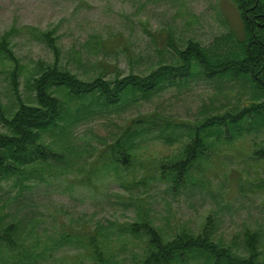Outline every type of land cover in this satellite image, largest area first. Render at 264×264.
I'll use <instances>...</instances> for the list:
<instances>
[{
  "label": "rangeland",
  "instance_id": "374dc122",
  "mask_svg": "<svg viewBox=\"0 0 264 264\" xmlns=\"http://www.w3.org/2000/svg\"><path fill=\"white\" fill-rule=\"evenodd\" d=\"M7 29L23 63L21 94L37 103V63L56 58L41 31L57 36L62 66L91 79L102 68L113 77L118 69L121 75L148 74L160 63H180L175 49L190 38L209 44L231 29L241 33L243 26L235 0H0V32ZM9 62L0 59L7 115L17 105ZM193 62L148 90L137 87L106 104L98 91L76 94L58 87L64 96L55 89L79 109L70 105L73 120L61 118L42 130L43 177H0V224L18 223L16 237L24 243L14 250L1 247L0 264H96L85 242L98 224L110 227L112 256L130 262L141 238L120 233L117 225L136 218L140 204L167 234L198 231L212 219L216 237L240 255L248 253L245 231H256L264 258V90L248 73L210 75ZM214 113L228 115L215 127L221 137L208 136L205 154L180 184L160 179L161 165L171 170L182 157L189 128L195 132ZM139 125L145 130L124 162L114 150L116 139ZM0 129L9 131L1 121ZM30 165L42 170L37 161ZM25 246L32 257L21 252Z\"/></svg>",
  "mask_w": 264,
  "mask_h": 264
},
{
  "label": "trees",
  "instance_id": "16d2710c",
  "mask_svg": "<svg viewBox=\"0 0 264 264\" xmlns=\"http://www.w3.org/2000/svg\"><path fill=\"white\" fill-rule=\"evenodd\" d=\"M235 3L242 18L241 33L231 29L216 35L209 44L190 38L185 47L175 49L180 63H160L148 74L130 72L121 75V70L118 69L113 77H107L108 71L102 68L95 77L82 78L70 68L62 66L57 36L51 30L41 31L48 44L54 48L56 58L52 63H37L38 71L32 76L37 103L28 102L21 94L19 77L23 63L14 48L12 29L0 32V59L1 62L5 59L10 60L8 63L11 66L10 83L17 101L13 112L7 115L0 99V121L9 129V131L0 129V177L14 175L16 181L22 182L29 174L43 177L47 156L41 143L42 130L61 118L73 120L75 116L72 107L78 105L71 97L64 98L55 92L56 89L65 96L66 92L58 88L60 86H66L76 94L98 91L106 99L104 102L106 104L118 100L123 92H135L137 87L148 90L163 82L170 74L186 71L193 65V61H198L210 75L228 70L248 73L258 87L264 90V0H235ZM262 104L264 100L259 103L260 106ZM90 108L92 107L84 111ZM255 108H258L257 105H254L253 110ZM78 109L79 106L76 107V111ZM245 112L246 109H243L236 116L240 117ZM65 113L67 116H64ZM227 118V113H214L200 123L196 122L199 126L195 132L194 126L190 127L182 157L171 164L173 168L171 170L165 169L167 164L163 163L159 178L170 180L172 186L180 184L192 163L205 154L206 146L209 144L208 136L213 134L217 138L221 137L220 128L215 127H221ZM231 118H234L233 115ZM144 130L143 125L135 129L128 128L116 139L114 150L121 151L125 156L124 162L130 160L138 146L137 137ZM261 152H264V149ZM111 158L121 163L120 157ZM36 161L37 165L42 166L41 171L30 165ZM140 207L136 218L119 222L117 225L120 233L141 238L142 246L135 257L127 263L114 258L110 249L112 240L109 237L110 227L98 224L94 233L87 236L85 242L96 264H264L259 247V233L256 231L250 229L245 231L248 253L240 255L232 244H227L216 237L212 219L198 231L181 228L167 234L151 219L147 207L143 204H140ZM18 234V223L0 224V248L14 250L24 244L20 242L21 238L16 237ZM71 236L70 233L63 234L65 239H70ZM21 252L32 257L26 246Z\"/></svg>",
  "mask_w": 264,
  "mask_h": 264
}]
</instances>
